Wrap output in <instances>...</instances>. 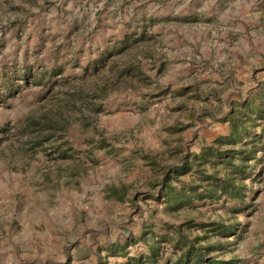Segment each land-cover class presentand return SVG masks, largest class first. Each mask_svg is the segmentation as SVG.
Instances as JSON below:
<instances>
[{"label":"rangeland","instance_id":"1","mask_svg":"<svg viewBox=\"0 0 264 264\" xmlns=\"http://www.w3.org/2000/svg\"><path fill=\"white\" fill-rule=\"evenodd\" d=\"M263 97L264 0H0V264H264V131L239 195L190 192Z\"/></svg>","mask_w":264,"mask_h":264},{"label":"trees","instance_id":"2","mask_svg":"<svg viewBox=\"0 0 264 264\" xmlns=\"http://www.w3.org/2000/svg\"><path fill=\"white\" fill-rule=\"evenodd\" d=\"M251 109V110H249ZM245 110H249V112L243 111L241 115L237 118L238 120L235 123H232L231 126V133L227 137H219L216 141L225 142L228 144H232L234 141H240L241 135L243 132L248 131V127H246V122L254 123L253 126L257 127L261 125V122H256V119L264 117V97L260 102L251 103L247 102ZM257 123V124H255ZM251 127H249L250 129ZM264 131V128L261 129L260 132H255L250 135L249 140H245L241 148L236 150H229V152L218 151L213 147H209L208 149L203 150V152L199 155L201 159H203L202 163L211 161L208 157H215L218 159L219 162H225L230 168L232 173H240L241 176L237 177L238 179L235 180L229 176H221V177H206L210 181H207L206 185L199 191V187L197 186L190 189V192L194 193L198 199H204L206 197L211 196V192L218 191L219 193H226L228 197L237 196L239 195V187L242 179L246 175L245 168L248 167V161L251 160L254 156L255 150H257L255 145H257V141L261 138V133ZM253 144L252 148H245L248 144ZM206 155V156H205ZM237 161V162H236ZM179 167H176L173 171H179ZM243 173V174H242ZM237 181V182H236ZM166 199L172 195L171 192L164 194ZM185 194L182 193H175L173 197L177 198L178 201L184 199ZM204 226V225H203ZM206 226V225H205ZM215 231L217 233L229 237L232 235L239 236L240 234H236L238 228H231L225 225L223 226H216ZM180 240H177L179 243V248L182 250L180 254L179 261L177 264H237L235 259H218L210 256L204 255L202 253V249H210V246L207 247H198L195 246V242H188L187 239L182 236H179Z\"/></svg>","mask_w":264,"mask_h":264}]
</instances>
